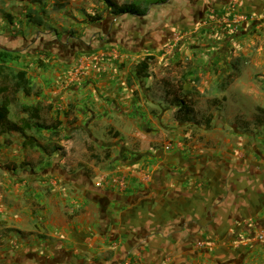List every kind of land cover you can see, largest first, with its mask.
<instances>
[{
	"label": "crops",
	"instance_id": "1",
	"mask_svg": "<svg viewBox=\"0 0 264 264\" xmlns=\"http://www.w3.org/2000/svg\"><path fill=\"white\" fill-rule=\"evenodd\" d=\"M21 5L25 14L33 8L0 0L1 48L16 50L11 20ZM239 16L247 20L233 30ZM110 22L111 32L94 38L98 70L76 77L79 63L65 59L19 70L39 92L25 105L50 112L42 122L58 131L68 124L116 156L97 164L79 158L92 148H78L73 165L56 159L20 184L27 172L18 174L12 152L22 134L1 132L15 142L12 151L0 142L8 178L0 181V247L32 252L24 264H264V0H166L145 16ZM184 106L209 109L200 122L216 126L183 134L180 125L199 117L180 112ZM230 124L257 129L228 131ZM139 133L148 143L137 149ZM51 175L68 187L55 199L44 191L58 190ZM52 199L64 215L51 214Z\"/></svg>",
	"mask_w": 264,
	"mask_h": 264
},
{
	"label": "rangeland",
	"instance_id": "2",
	"mask_svg": "<svg viewBox=\"0 0 264 264\" xmlns=\"http://www.w3.org/2000/svg\"><path fill=\"white\" fill-rule=\"evenodd\" d=\"M33 4V8L28 10V14L32 17L29 18L28 14L23 13L24 5L20 6L15 11H18V15L15 17V20H11V22H17L18 29H16L13 37H18V42H13L14 39L9 40V44L13 43V47H16L14 51L18 52L22 57L20 61L10 63V66L18 71L22 67H28L31 63H38L41 67H45L49 60L52 61L58 59H65L67 62H77L79 63L80 59L85 58L88 59L98 50H100L101 43L99 40H94L96 36L105 35L107 32H111V22L115 16L112 14L111 10L108 9L105 2L103 0H30ZM119 5H124L128 3H132L135 0H114ZM4 4V2H3ZM23 7V8H22ZM5 15V13H2ZM90 17H100V20L94 21ZM41 19V24L38 25L36 21ZM11 24V23H9ZM39 35V36H38ZM42 35V36H41ZM38 36V37H37ZM37 37V38H36ZM0 49H5L1 48ZM58 53H62L60 56ZM38 58H33L34 56ZM33 78H36L33 77ZM32 83V79L30 80ZM180 83V82H179ZM36 91L37 88L34 87ZM29 97L25 94L21 93L20 96L15 95L13 97V106L11 108L10 119L18 124L22 125V122L27 119V115L22 114L21 108L23 105L28 103ZM239 100V93H237L236 101ZM239 104V102H237ZM48 106V105H47ZM238 106V105H237ZM47 107L42 108V116L46 119H50V112L46 110ZM209 113V109L205 107L197 108V117L198 122L194 125L191 124H182L180 125V131L183 134H187L189 132L198 133L195 127H205V128H214L216 125L212 124H204L201 123L202 117H206ZM180 121H187L183 115H179ZM53 120H51V123ZM54 123V122H53ZM53 123L51 125H53ZM238 126V125H237ZM236 125L230 124L228 127V131L238 130L239 126L241 129H245L247 125L240 124L238 127ZM250 125H248L249 127ZM69 125H63L61 129L58 131V135H53L49 130L38 131L35 127L28 128L26 130V136L19 137L20 145L19 149L13 151L12 153H17V158H19V162L15 164L19 166L17 170H19V175L22 171H26L24 174L25 178H19V183L22 184L23 181L35 176L39 171H42L43 168H49L52 166L54 161L57 159L62 161L64 159H68V164L73 165L76 162L75 154L79 153V149L84 147H90L93 150V153H87L79 158L82 160H88L91 158L97 164H104L114 157L116 153H112L110 148L104 151H97L98 148L101 147V142L88 141L84 138L83 135L78 133L74 134L75 130H68ZM227 127V128H228ZM247 127V128H248ZM256 126L253 125L251 128L245 129L246 132L256 130ZM227 130V129H226ZM264 132V128L261 132ZM79 135V136H78ZM0 137L2 134L0 132ZM137 141L132 142V145L140 148L141 144H146L147 141L140 139L137 137ZM163 139V138H162ZM0 142H4L7 148H14V140L12 138H4L0 139ZM85 142V144H84ZM18 143V142H17ZM148 143V142H147ZM140 145V146H139ZM162 145V144H161ZM161 145H158L160 148ZM155 145H151L153 148ZM156 147V146H155ZM0 149H4V147L0 146ZM97 153V154H96ZM116 156V155H115ZM6 164H9V169L12 168V164H14L11 159L5 160ZM21 163V165H19ZM11 164V165H10ZM67 166V165H66ZM104 166V165H103ZM22 170V171H20ZM35 170V171H34ZM55 170H51V172L57 174L58 172ZM56 171V172H55ZM73 171V168H71ZM1 172V171H0ZM47 173V172H46ZM0 181L2 184H8L5 180L6 178L5 172H1ZM58 176V175H57ZM49 180L57 181L58 190L45 187L44 191H46V196L55 199V193L61 191L59 189H68L64 183L60 182V179L55 175L49 176ZM27 187V184L20 185L19 190L22 193H26L24 189ZM1 189V187H0ZM22 189V191H21ZM35 191H41L42 188H35ZM32 203L34 202L31 199ZM34 205L36 207H40L35 200ZM33 205V206H34ZM34 206V207H35ZM26 205H24V208ZM51 214L52 215H64L65 208L63 205H55L53 204V199L51 203ZM65 209V210H64ZM74 215V214H70ZM20 235L21 230L17 231ZM25 233V232H24ZM22 240H26L25 234L22 235ZM5 242H1L0 246H4ZM32 252L22 253V251H12L10 246L0 247V264H24L28 255Z\"/></svg>",
	"mask_w": 264,
	"mask_h": 264
},
{
	"label": "trees",
	"instance_id": "3",
	"mask_svg": "<svg viewBox=\"0 0 264 264\" xmlns=\"http://www.w3.org/2000/svg\"><path fill=\"white\" fill-rule=\"evenodd\" d=\"M115 16L132 15V16H145L150 6L156 4H163L166 0H135L132 3L119 5L114 0H103ZM28 17L32 16L28 14ZM94 21L100 20V17H90ZM38 25L41 24V19L36 21ZM22 57L16 51L8 49H0V132H18L26 136V130L31 127H35L38 131L51 130L53 135H58V126L49 125L42 122L40 116L42 110L38 107L23 105L21 108L22 114L27 115V119L21 124L10 120L11 108L13 105V97L17 94L23 93L26 96L38 95V91H34L31 86V81L28 78V72L25 69L15 71L10 63L20 61ZM152 57H148L143 61L139 67V73H142L149 68V60ZM145 75V74H144ZM180 112L185 113L192 117V120H196L197 113L191 107L184 106L180 109ZM259 122V121H256Z\"/></svg>",
	"mask_w": 264,
	"mask_h": 264
},
{
	"label": "built area",
	"instance_id": "4",
	"mask_svg": "<svg viewBox=\"0 0 264 264\" xmlns=\"http://www.w3.org/2000/svg\"><path fill=\"white\" fill-rule=\"evenodd\" d=\"M216 18L219 19L222 23L224 22V19H221L218 16ZM246 20L247 19L244 16L237 17L235 19V21L230 23L231 24V28L233 30H237V28H239V26ZM91 68L95 69V70H98L100 68L99 61L96 58H92V59L91 58H88V59L82 58V59H80L79 64L77 65V67L75 69L74 75L76 77L85 76L87 70L91 69ZM137 137L140 138V139H143V140L146 139V135L144 133H139L137 135ZM97 185L101 187V184H97ZM259 239L263 240L264 239V235L263 234L260 235Z\"/></svg>",
	"mask_w": 264,
	"mask_h": 264
},
{
	"label": "flooded vegetation",
	"instance_id": "5",
	"mask_svg": "<svg viewBox=\"0 0 264 264\" xmlns=\"http://www.w3.org/2000/svg\"><path fill=\"white\" fill-rule=\"evenodd\" d=\"M102 207H103V208L105 207V203H102Z\"/></svg>",
	"mask_w": 264,
	"mask_h": 264
}]
</instances>
